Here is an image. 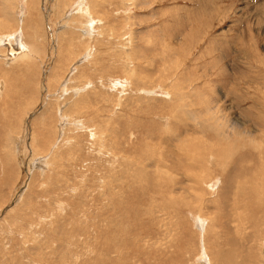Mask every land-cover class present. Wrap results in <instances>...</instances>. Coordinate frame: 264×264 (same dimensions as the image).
Instances as JSON below:
<instances>
[{
	"label": "rangeland",
	"instance_id": "rangeland-1",
	"mask_svg": "<svg viewBox=\"0 0 264 264\" xmlns=\"http://www.w3.org/2000/svg\"><path fill=\"white\" fill-rule=\"evenodd\" d=\"M2 1L0 264H264V0Z\"/></svg>",
	"mask_w": 264,
	"mask_h": 264
},
{
	"label": "bare ground",
	"instance_id": "bare-ground-1",
	"mask_svg": "<svg viewBox=\"0 0 264 264\" xmlns=\"http://www.w3.org/2000/svg\"><path fill=\"white\" fill-rule=\"evenodd\" d=\"M7 1L8 0H4V2L2 1V4H3V12H4V15L6 16V17H8V18H11V17H13L14 18V14H13V12L11 11V8H10V5H7L8 3H7ZM129 1V0H128ZM132 1V0H131ZM131 1H129V2H131ZM34 3H33V5H35V2H36V0H34L33 1ZM133 2H135L134 0H133ZM77 3H78V1H77ZM129 4V3H128ZM136 4V3H135ZM24 7V6H23ZM112 8V7H111ZM16 8H14V10H15ZM75 11V10H74ZM125 11V10H124ZM126 12V11H125ZM79 13V12H78ZM45 14V12H43V15ZM21 15V14H20ZM79 15H81L80 13H79ZM72 16V15H71ZM102 16V15H101ZM25 17V16H24ZM22 18V17H21ZM68 18H69V16H68ZM86 19V18H85ZM65 20V19H64ZM87 20V19H86ZM97 20V19H96ZM23 21V20H22ZM85 21V20H84ZM94 21V20H93ZM99 21H100V19H99ZM15 22V21H14ZM70 22V21H69ZM68 22V23H69ZM95 22V21H94ZM8 23V22H7ZM47 23V22H46ZM87 23V22H86ZM96 23V22H95ZM124 24V23H123ZM53 25V24H52ZM80 25V24H79ZM90 25V24H89ZM92 25V24H91ZM94 25V24H93ZM5 26H7L6 24H3V25H1V27H0V34H2L4 31H2V30H6V28H5ZM47 26V25H46ZM63 26V25H62ZM123 26V25H122ZM58 27H61V26H58ZM64 27V26H63ZM80 27H81V25H80ZM126 27V26H125ZM62 28V27H61ZM60 28V29H61ZM59 29V28H58ZM73 29H75L74 27H73ZM78 30H79V28H77ZM83 29V28H82ZM93 29V28H92ZM15 30V29H14ZM20 30V29H19ZM90 30V29H89ZM114 30V29H113ZM23 31V30H22ZM58 31V30H57ZM98 30H96V32H97ZM117 31V30H116ZM116 31H114V32H116ZM11 32V31H10ZM15 32V31H14ZM99 32H100V30H99ZM118 32V31H117ZM8 33V32H7ZM86 33V32H85ZM84 33V34H85ZM90 33V32H89ZM113 33V32H112ZM121 33V32H120ZM89 34H87V37H89L88 36ZM100 35V34H99ZM126 36H127V34H126ZM10 37H11V34H10ZM20 37H22V38H20ZM16 38V37H15ZM19 38L21 39V42H22V39H23V36H20L19 35ZM57 38V37H56ZM86 39V38H85ZM90 39V38H89ZM92 39V38H91ZM124 39V38H123ZM0 40H3V42H4V44H6L7 45V40H6V37L4 36V35H2L1 36V39ZM26 40V39H25ZM41 40V39H40ZM17 41V40H16ZM2 42V43H3ZM11 42V41H10ZM20 42V41H19ZM57 42H58V39H57ZM23 43V42H22ZM86 43V42H85ZM89 43V42H88ZM57 44V43H56ZM87 44V43H86ZM9 45V44H8ZM7 45V46H8ZM23 45V44H22ZM83 45V44H82ZM91 45V44H90ZM10 46V45H9ZM9 46L7 47V52L8 53H11L12 52V50L11 49H9L8 50V48H9ZM18 46V45H17ZM29 46V45H28ZM71 46V45H70ZM2 47H6V46H2ZM12 47V46H11ZM92 47V46H91ZM40 48V47H39ZM72 48H73V46H72ZM122 48V47H121ZM3 50V48H0V50ZM4 49H6V48H4ZM16 49V48H15ZM14 49V50H15ZM31 49H33L32 48V46H30V50ZM35 49V48H34ZM33 49V50H34ZM75 49V48H74ZM17 50H19V49H17ZM22 50V49H21ZM29 50V51H30ZM33 50H31V53H34V51ZM42 50V49H41ZM69 50V49H68ZM5 51V50H4ZM20 51V50H19ZM28 51V50H27ZM48 51V50H47ZM71 51V50H70ZM3 52V51H2ZM6 52V53H7ZM20 52H22V53H20V55L18 56V60H20V62H22V63H25L28 67H31V69H32V65L34 66V64L36 63L35 61V58L37 57L36 55H34V56H31V55H29V53H27V52H23V51H20ZM37 52V51H36ZM91 52V51H90ZM5 53V54H6ZM7 53V58H8V54ZM15 53V52H14ZM30 53V54H31ZM39 53L41 54V52H40V50H39ZM73 53V52H72ZM94 53V52H93ZM4 54V55H5ZM19 54V53H18ZM37 54V53H36ZM39 54V55H40ZM78 54H79V52H78ZM4 55H0V56H2V57H4ZM56 55H57V53H56ZM77 55V54H76ZM6 56H5V58L4 59H7L6 58ZM10 56V55H9ZM41 56H42V54H41ZM45 56V55H44ZM43 56V57H44ZM73 56V55H72ZM79 56V55H78ZM11 57V56H10ZM16 57V56H15ZM76 57V56H75ZM33 60H32V59ZM11 59V58H10ZM14 59V58H13ZM40 59H41V57H40ZM43 59V58H42ZM8 60V59H7ZM35 60V61H34ZM4 61V60H3ZM19 62V61H18ZM35 62V63H34ZM38 62V61H37ZM13 63V62H12ZM34 63V64H33ZM84 64V63H83ZM61 66V65H60ZM59 66V67H60ZM8 67V66H7ZM34 68V67H33ZM28 68H26L25 70V80L24 81H28L26 78H27V76L30 74L29 73V69L27 70ZM77 69V68H76ZM34 70V69H33ZM32 72V71H31ZM5 73V72H4ZM33 73V72H32ZM23 74V73H22ZM6 75V74H5ZM31 75V74H30ZM23 76V75H22ZM42 76V75H41ZM31 77V76H30ZM138 78V77H137ZM4 79V78H3ZM142 79V78H141ZM2 80V79H1ZM1 80H0V82H1ZM139 80H140V78H139ZM5 81H6V79H5ZM39 81V80H38ZM50 81V80H49ZM30 83L31 84H35V83H33L32 81H30ZM47 84H51V83H48L47 82ZM90 84V83H89ZM173 84H175V83H173ZM4 85H7V84H5L4 83ZM87 85V84H86ZM9 86V85H8ZM50 86V85H49ZM52 86V85H51ZM26 87V86H25ZM35 87H38V86H35ZM10 88V87H9ZM27 88V87H26ZM51 88V87H50ZM1 89V88H0ZM6 89V88H5ZM4 89V90H5ZM37 89V88H36ZM52 89V88H51ZM38 90V89H37ZM36 91V90H35ZM40 91V90H39ZM51 91V90H50ZM80 91L82 92L83 90H81L80 89ZM2 92V91H1ZM11 90L9 91V92H7L6 93V95L5 94H3V92H2V96H0V99L1 100H4V102H8V100H9V98L11 97ZM51 93V92H50ZM36 94H37V92H36ZM38 95H40V94H38ZM58 96V95H57ZM33 99H34V102H36V96L34 97V95H33V97H32ZM36 98V99H35ZM39 99V98H38ZM38 102V101H37ZM71 102V101H70ZM60 108V107H59ZM215 112V111H214ZM219 112V111H218ZM37 113V112H36ZM193 115V117H195V114H192ZM67 117V116H66ZM205 118V117H204ZM68 119V118H67ZM206 119V118H205ZM209 119H211V118H209ZM70 120H71V118H70ZM62 122H63V120H61ZM69 122V121H68ZM63 123H61V125H62ZM69 124V123H68ZM70 124H71V122H70ZM238 124V123H237ZM37 125V124H36ZM60 125V126H61ZM64 125V124H63ZM212 125V124H211ZM216 125V124H215ZM239 125H241V124H239ZM58 126V125H57ZM214 126V125H213ZM212 126V127H213ZM209 127V126H208ZM60 128V127H59ZM210 128V127H209ZM58 130V129H57ZM215 130V129H214ZM217 130V129H216ZM61 131V130H60ZM43 133V132H42ZM45 133H46V131H45ZM217 133V132H216ZM58 137H61V134H60V136H58ZM217 137V135L215 136V138ZM219 138H220V140H219V142L221 143V145H222V149L220 150V153L222 154V155H217V156H224V157H231V156H234L236 153H238L237 151H233L232 149H231V147H228V146H225V144H227L229 141L226 139V137H225V135L224 134H221V133H219ZM36 139V138H35ZM45 139V138H44ZM35 141H37V140H35ZM189 141V140H188ZM224 141H227V143H225ZM54 143V142H53ZM33 144V143H32ZM36 143H34L33 144V146L35 145ZM255 144V143H254ZM254 144H253V146H254ZM213 144H211V146H212ZM258 145V144H257ZM39 146H40V144H39ZM43 146V145H42ZM248 146H250V143H244L243 144V149L244 148H247ZM215 147H216V145H215ZM256 147H258V146H256ZM197 148V147H196ZM259 148V147H258ZM261 148V150H262V147H260ZM188 149V148H187ZM254 149H255V147H254ZM217 150V149H216ZM260 150V149H259ZM191 151V150H190ZM218 151V150H217ZM219 152V151H218ZM5 153V152H4ZM246 153V152H245ZM187 154V153H186ZM39 155H42V154H39ZM188 155H190L189 153H188ZM43 156H45V154L43 155ZM192 156H193V159H194V155L192 154ZM34 157H37V155L36 156H34ZM259 157V156H258ZM36 159V158H35ZM216 159L218 160L219 159V157H216ZM38 160V159H37ZM258 160V159H257ZM10 161H12V159L10 158V155L8 154L7 155V157H5V164H6V167L5 166H2V169H3V177H5L6 176V174H11L10 172L12 171V166H11V163H10ZM19 161V160H18ZM47 161V160H46ZM247 161V160H246ZM40 162V161H39ZM38 162V163H39ZM45 162V161H44ZM259 162V161H258ZM19 163V162H18ZM222 164H228V161H222L221 162ZM4 164V163H3ZM35 165L37 164V162H35L34 163ZM33 164V165H34ZM47 164V163H46ZM219 165V164H218ZM222 166H225V165H222ZM36 167V166H35ZM13 169H14V167H13ZM1 172V171H0ZM261 173V172H260ZM166 178V177H165ZM164 178V179H165ZM169 178V177H168ZM171 178V177H170ZM175 178V177H174ZM174 178H173V183H174ZM263 178V177H262ZM192 179V178H191ZM170 180V179H169ZM245 180V179H244ZM171 181V180H170ZM176 181V180H175ZM190 181V180H189ZM254 182V181H253ZM176 183V182H175ZM255 183L256 182H254V185H255ZM242 184V183H241ZM262 184H264V183H262ZM245 185V184H244ZM259 185H260V183H259ZM246 186V185H245ZM253 186V185H252ZM244 187V186H243ZM246 188V187H245ZM249 188H250V186H249ZM262 188H264V186L262 187ZM241 189V188H240ZM219 190V189H218ZM242 190V189H241ZM263 190V189H262ZM262 190H258L257 188H255V191H256V194H258L263 200H264V191L262 192ZM239 191V190H238ZM246 191V190H245ZM238 193V192H237ZM241 193V191L239 192V194ZM243 196V195H242ZM239 198V197H238ZM242 200V199H241ZM244 201V200H243ZM188 207V206H187ZM204 220V219H203Z\"/></svg>",
	"mask_w": 264,
	"mask_h": 264
}]
</instances>
